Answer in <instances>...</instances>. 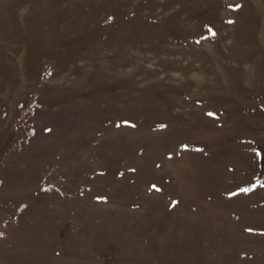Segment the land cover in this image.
Wrapping results in <instances>:
<instances>
[{
  "label": "rangeland",
  "instance_id": "rangeland-1",
  "mask_svg": "<svg viewBox=\"0 0 264 264\" xmlns=\"http://www.w3.org/2000/svg\"><path fill=\"white\" fill-rule=\"evenodd\" d=\"M0 264H264V0H0Z\"/></svg>",
  "mask_w": 264,
  "mask_h": 264
}]
</instances>
